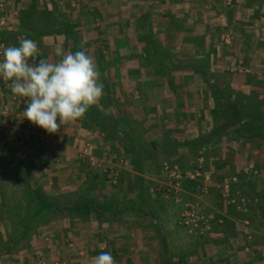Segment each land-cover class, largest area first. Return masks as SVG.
Listing matches in <instances>:
<instances>
[{"label": "crops", "instance_id": "0c3cea01", "mask_svg": "<svg viewBox=\"0 0 264 264\" xmlns=\"http://www.w3.org/2000/svg\"><path fill=\"white\" fill-rule=\"evenodd\" d=\"M0 37L7 46H19V38L35 40L41 53L37 59L51 60L58 59L57 49L74 53L83 42L104 85L103 97L92 107L114 118L121 132L140 131V125L132 124L139 116L133 117L130 106L138 110L149 120L145 122L151 150L150 159L139 158V167L128 155L132 167L126 168L125 145L107 137L91 120L92 107L87 117L61 126L56 133L40 127L35 133L17 130V134L26 133L24 139L19 144L15 139L9 142L28 149L16 158L7 148L0 155V264H90L91 257L102 251L111 252L116 264H264L261 209L257 216L260 232H248L237 223L238 216L249 218L248 210L229 212L222 205L228 213L227 224L213 225L200 239L189 238L179 220L171 224V202L154 195L161 173L150 170L145 181L142 169L146 170L141 166L164 160L162 155L171 154L165 148L174 150L171 161L197 159L180 141L193 142L214 126L207 82L264 101V0H9L6 13H0ZM16 97L0 79L1 126L7 117L23 116L26 102ZM234 134L231 144L221 140L205 144L207 150L200 160L258 164L237 185L244 188L250 202L254 194L246 188L248 179L254 182V193L264 194V140L256 143L246 140L250 135ZM89 137L108 149L111 145L124 151V156L121 151L114 160H107L110 168L119 171L118 184L101 172L81 170L80 152ZM256 146L259 150L254 153L259 155L250 162L244 151ZM106 151H100L105 161ZM16 159L25 175H17L8 165ZM87 159L94 167L99 156ZM215 170L214 165L210 174ZM28 177L33 181L32 196L41 193L58 198L53 208H46L37 198L28 202ZM81 179L86 183L83 186ZM211 192L210 198L217 203L212 206L219 208V191L212 186ZM85 200L93 202L86 207ZM77 203L85 205L82 217L74 210ZM36 209L41 215L37 223L29 218ZM251 225L255 226L254 221ZM33 226L25 236L26 228ZM182 228L183 240L176 233Z\"/></svg>", "mask_w": 264, "mask_h": 264}, {"label": "rangeland", "instance_id": "374dc122", "mask_svg": "<svg viewBox=\"0 0 264 264\" xmlns=\"http://www.w3.org/2000/svg\"><path fill=\"white\" fill-rule=\"evenodd\" d=\"M204 73H206V75L212 76L213 74H209V72H207L206 70H203ZM215 75V74H214ZM221 77L222 76H228V74L222 75L220 74ZM19 96L16 97L17 100H20L22 103L26 102V98L24 99L23 97L18 98ZM130 108L133 110V117L136 118V116H139L138 119H133L135 120V122H132L133 126L135 125H140L142 128L140 129V131H135V130H127L126 133L128 134V136H134L135 140H138L140 142V144L143 146L145 154V160L146 159H150L149 154H150V131L147 130L146 128V122L145 121H149V120H144V117L142 115L139 114L138 110H134L132 108V106H130ZM224 119H221V122H224ZM145 123V124H144ZM9 123H6V125H2L4 128H6V126ZM129 125V124H127ZM131 126V125H130ZM38 126H37V130H38ZM0 129L2 130V133H5V131L3 130V128L0 125ZM21 128H15V129H11L9 132L7 131L5 135L3 136L2 133H0V137H4L3 140L9 142V140L13 141V139H15V141H17L16 143L19 144L20 141L22 139H24L25 134H17V130H19ZM25 129L26 131L30 132V133H35L37 132V130L35 132L29 131L28 128H22ZM234 128H230L229 131H232L231 133H229L228 135H224V136H220L219 139L221 141H225L228 142L229 144H231L232 141L230 140H235L234 136V132H233ZM248 136V135H247ZM263 137H260L258 135L256 136H248V141L254 140L256 143H259V141L261 143H263L261 140H264ZM217 139V138H216ZM3 140L0 139V147L3 146ZM85 140H87L86 142H89V144L86 145L85 149L82 150L80 152V165H81V170L88 174V172H92L93 174H100L98 172L102 173V176L104 178H107V180H109V182H111L112 184H118L119 179H120V174L118 169H112L110 168L111 165H108L109 163L107 162V160H112L114 158V156H116L117 154H119L121 151L123 150H118L114 147L111 148L112 146L110 145L109 149L106 148L108 147V145H105L104 143H100L96 140H93L92 138H86ZM245 140V141H246ZM13 141V142H15ZM247 141V142H248ZM13 142H9L11 145ZM47 144V143H46ZM187 144L184 143L183 141H180V145L183 146ZM99 145H102L99 146ZM16 146V145H15ZM14 146V147H15ZM94 146V147H93ZM220 146V145H219ZM100 147V148H98ZM185 147V146H183ZM15 148H18L19 151L21 152L20 154H23L26 148H21L20 146H16ZM97 150V153L95 151H93V149ZM107 150L106 153L107 155L106 157V161L103 159L102 155L103 153H100L101 150ZM183 149V148H181ZM186 149V148H185ZM183 149V150H185ZM112 150H115V152L113 153ZM164 150H169L171 152V154L166 155L164 154V156L162 155V157H164L165 159L162 160L161 162H159L158 164H154V166H152V164H150V161L144 162L142 163V167L146 170L144 171L142 169V172L144 173V178L145 181L148 180L146 179L147 177H150V170H157L161 173V176L159 178H157V182L158 185H156V189L154 190L155 194L154 195H159L160 196H164L166 197V199L171 202L172 205V213H171V217H172V221L171 224L177 220H179L180 225H182L186 230H187V235L189 236V238H196V239H200L204 236H207L212 230H213V225L215 224H222L225 225L226 221H225V215L228 214L226 212H224L221 208V206L223 205V207L225 208V210H228L230 212V210H235L238 213H244L248 212V217H245L243 219V216L240 217L238 216L237 218V223L240 224V226H243V229L249 230L248 232H252L254 230L260 232L261 230H259V220H258V211L259 209H261L262 207H264V194H259V193H254L255 192V185L254 182L253 183H248V181L250 179H248L246 185V188H249V192L253 195H250V202L249 199L247 197V193H245L243 191V189L241 187H239L240 182L244 181L246 179V177H243L244 175H250L251 172L257 170L256 166L258 164H254V163H240V170L237 164H235V162L226 159V161H228V163H223L220 164L219 162H215L214 164H211L213 161H211L210 163H206L204 158L202 160H200V157L197 160V165L195 168H192L193 166V159L191 158V156H189V158H185L187 160L184 161H171V159H169L170 157L173 158V154L174 151L173 149L170 150L169 148H165ZM259 148L258 146L256 147H252V148H248L244 151V156H246V159H249L250 162H254L255 156H258V153H254L256 151H258ZM3 152H5L4 148L2 149ZM206 151V150H205ZM96 154H95V153ZM168 152V153H170ZM228 152L227 150H222V153ZM84 153V154H83ZM59 154V153H58ZM148 154V156H147ZM94 155H98L99 156V161L95 162L94 167L91 164V160L87 159V156H94ZM124 151H123V156H124ZM126 157L129 159V164H124V166L128 169H131L130 167H132L130 158L128 156V154H126ZM101 159V160H100ZM180 159V158H179ZM225 159V158H224ZM103 160V162H102ZM114 160V159H113ZM179 161L181 163H179ZM225 161V162H226ZM83 162V164H81ZM122 164V163H121ZM160 164V166H159ZM227 164V165H226ZM84 165V167L82 166ZM216 166V170L213 172V174H210V171L213 169V166ZM207 166V168H206ZM261 166V165H260ZM261 169V168H260ZM259 169V170H260ZM92 170V171H90ZM98 170V171H97ZM127 170V169H126ZM141 171V170H140ZM207 171V172H206ZM206 173V174H205ZM116 175V180H112V176ZM157 176V175H156ZM250 178V177H249ZM85 179V178H84ZM222 179V180H221ZM221 180V181H220ZM259 179H257L256 181H258ZM84 180L81 179L79 180V184H86L85 182H83ZM150 181V179H149ZM220 181V182H219ZM188 182H192V183H188ZM188 183V184H186ZM256 184V183H255ZM237 185H239L237 187ZM254 185V186H251ZM150 186V185H147ZM216 187L219 191V195H220V200H219V208H215L212 205H216L217 203H214V199L210 198V196L212 195L213 197V192H211V187ZM228 187V188H227ZM237 188V190H236ZM245 191L247 192V190L245 189ZM211 192V194H210ZM210 194V195H209ZM215 195V194H214ZM225 195V196H224ZM225 199H227V201H225ZM188 204H195L198 205L201 208V213L204 216H212L213 219L209 222V227H200L198 228V230H190L187 226L183 225L181 223L182 221V216L183 213L185 212V208L186 205ZM250 204V206H249ZM215 208V209H213ZM231 208V209H230ZM210 209V210H209ZM264 209V208H263ZM234 212V211H233ZM262 212V211H260ZM260 214V213H259ZM231 216V215H230ZM179 217V219H178ZM233 217V216H232ZM251 221H254V227L252 228L251 225ZM174 224V223H173ZM227 224V223H226ZM242 229V227H241ZM174 230V229H173ZM182 231H175L177 233V235H179V238L181 240L186 239V234H184V230L183 228L181 229ZM170 231H172V229H170ZM247 232V233H248ZM173 234V231H172ZM253 237V236H252ZM249 246H251L249 244ZM252 247V246H251ZM249 250V252H251V249H247V251ZM251 260V259H250Z\"/></svg>", "mask_w": 264, "mask_h": 264}, {"label": "clouds", "instance_id": "9594fccd", "mask_svg": "<svg viewBox=\"0 0 264 264\" xmlns=\"http://www.w3.org/2000/svg\"><path fill=\"white\" fill-rule=\"evenodd\" d=\"M19 46L0 47V79L11 82L13 95L26 98L23 117L48 133L82 119L104 95V85L93 58L83 48L57 49L56 60L37 59L35 40L19 38ZM90 264H116L111 252L102 251Z\"/></svg>", "mask_w": 264, "mask_h": 264}, {"label": "trees", "instance_id": "16d2710c", "mask_svg": "<svg viewBox=\"0 0 264 264\" xmlns=\"http://www.w3.org/2000/svg\"><path fill=\"white\" fill-rule=\"evenodd\" d=\"M207 85L214 103V109L212 111L214 126L207 134L201 135L195 141L183 145L189 148L190 151H192V153L196 154L195 157H197V159L193 160L192 168L196 167L198 158L201 155H204L205 153L204 150H207V148L204 145L205 144L210 145L215 143V141H219L220 136L228 135L229 133L232 132L229 131L231 127L234 128L233 132H236V134L238 135L243 136V134L245 135L247 134L253 137L258 135L264 138V101L263 100L247 97L241 92L237 93L234 90H232V88H229V86H225V85L222 86L220 84L210 83V82H207ZM85 117H87V114L85 115ZM89 117H91V120L93 119V121L96 122V125H99L101 129L103 128L102 132L107 137L110 138L112 137L116 140H120L121 142H123V144L125 145L124 151H127V154L135 159L132 160L130 158L132 162L134 161V165H136L137 167L140 166L141 159L139 158L144 157L145 151L143 146L140 144V142L134 139L135 138L134 136H128L125 130L123 132L118 131L117 130L118 126L115 123L114 118L105 117L101 115V113H99L95 107H92V114L89 115ZM224 118L225 121L221 122V119ZM0 139L3 140V138L1 137ZM4 141H3V146L0 147V155L1 154L3 155L2 149L7 148L8 152L12 157L16 158L20 156L21 152L19 151L18 148H15L13 145L9 144V142L7 143L6 141L5 142ZM136 160H138V162ZM179 163L181 162L179 161ZM81 164H83V162ZM8 165H10V168L13 169L17 175L19 174L25 175L21 167V164L17 159L13 160L12 163ZM82 166L84 167V165ZM25 183L28 189L27 190L28 194L26 193L28 197V202L31 201V198L34 199L37 198V201L43 204L48 209L53 208L57 204L58 198H52L47 196L46 194L43 195L41 193H36V196L35 195L32 196V194L30 193L33 190V187L31 186L33 181L31 178L29 177L26 178ZM91 202L93 201L85 200L86 207H89V204ZM67 209L71 211V208H69V206L67 207ZM74 210L76 213H79L81 215L80 217H82V215L86 213L85 205L83 206L80 203L76 204ZM261 211L262 213H264L263 208H261ZM39 213L40 211L37 209L35 213L33 210L30 211L29 213L30 220H36L35 223H37L38 219H40L41 217ZM261 215L264 216L263 214ZM33 228L34 226L27 227L26 230L24 231L25 232L24 235L27 236V234Z\"/></svg>", "mask_w": 264, "mask_h": 264}, {"label": "built area", "instance_id": "2783aa9c", "mask_svg": "<svg viewBox=\"0 0 264 264\" xmlns=\"http://www.w3.org/2000/svg\"><path fill=\"white\" fill-rule=\"evenodd\" d=\"M9 0H0V13L4 14L6 13V10L8 9ZM0 47H7L3 39L0 37ZM6 85V88L10 89V83L11 82H4ZM25 99V98H24ZM8 121L5 122L9 123L6 128L1 126L5 132L8 130L15 128H28L29 131L35 132L37 130V126L32 124L29 120L24 118L23 116H19L16 118L13 117H7ZM20 130V129H19ZM8 131V132H9ZM112 180H116V175L112 176ZM228 188V187H227ZM225 196V195H224ZM227 201V199H225ZM213 219L212 216H204L201 213V208L198 205L195 204H188L186 205L185 212L182 216L181 223L185 226H187L190 230H198L200 227H209V222Z\"/></svg>", "mask_w": 264, "mask_h": 264}]
</instances>
